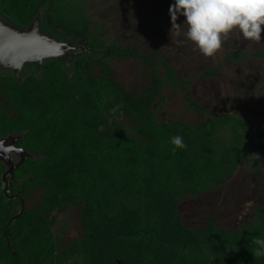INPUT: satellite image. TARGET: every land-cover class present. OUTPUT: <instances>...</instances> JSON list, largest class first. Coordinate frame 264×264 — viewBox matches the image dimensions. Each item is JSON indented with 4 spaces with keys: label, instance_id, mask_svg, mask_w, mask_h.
Masks as SVG:
<instances>
[{
    "label": "trees",
    "instance_id": "trees-1",
    "mask_svg": "<svg viewBox=\"0 0 264 264\" xmlns=\"http://www.w3.org/2000/svg\"><path fill=\"white\" fill-rule=\"evenodd\" d=\"M43 7L46 32L73 44L89 33L83 47L93 55L84 54L69 68L47 61L39 74L32 69L23 79L0 76V137L27 129L19 146L42 156L14 170L8 193L15 199L4 195L0 178V264L60 261L61 241L50 227L69 208L74 211L68 220L82 230L71 241L73 253L86 264H264V256L251 252L252 237L264 238V199L253 223L237 229L214 219L205 228L185 227L177 208L185 197L219 194L241 162L258 171L264 133L244 119L204 108L189 80L157 52L102 38L104 25L93 24L83 0H0L1 13L21 27ZM96 54L101 57L94 59ZM245 56L229 53L225 61L242 62ZM251 56L264 58V51ZM129 60L148 71L146 84L115 78L113 63ZM217 74L212 68L199 76ZM168 88L181 92L183 111L194 120L163 115ZM175 135L187 147L173 152ZM3 170L0 163V177ZM121 204L133 228L127 239L106 237L103 227L120 220ZM21 224H28L25 242L17 238L16 246ZM24 246L27 252H21Z\"/></svg>",
    "mask_w": 264,
    "mask_h": 264
},
{
    "label": "rangeland",
    "instance_id": "rangeland-1",
    "mask_svg": "<svg viewBox=\"0 0 264 264\" xmlns=\"http://www.w3.org/2000/svg\"><path fill=\"white\" fill-rule=\"evenodd\" d=\"M83 2L93 24L104 25L100 33L102 38L119 45L138 47L143 53L157 52V58L172 67L177 76L189 80L190 90L204 108L244 119L254 129L264 133V58L251 56L254 52L264 51V36L259 42L250 41L246 40L238 29L233 30L222 36L221 48L209 57L203 55L195 44L186 38L184 35L187 31L186 26L182 27L180 36H170L169 7L174 0H83ZM184 21L185 17L182 15L177 19V23L181 25ZM229 53H243L246 56L242 62H226L225 57ZM100 57L101 54H96L93 58ZM113 67L116 70L115 78L125 85H144L147 82L148 71L139 65V61L115 62ZM212 68H218L216 77L204 79L199 76L203 70ZM31 70L32 68L26 69L25 73ZM161 73H164L162 68ZM164 98L167 99L164 116L170 120L172 116L194 120V117L184 113L182 95L178 89H166ZM27 132V129L15 130L12 134L24 133L23 139L19 142L21 143ZM31 155L37 159L34 162L42 159V156ZM258 163V171H254L251 163L241 162L228 186L219 194L212 192L204 195L202 200L185 197L177 206L182 215V224L185 227L205 228L211 219L216 220L221 227L231 226L233 229L252 224L257 207L264 199V157L259 158ZM18 183L21 184V180ZM70 209L57 213L54 225L50 227V232L60 238L62 251L60 261L53 264H86L85 260L73 253L74 245L71 241L79 238L82 230L73 221L68 220L74 211ZM16 210L19 211L17 204ZM120 212L123 213L115 225H104L106 237L128 238L133 228V218L123 204L120 205ZM27 226L28 224L19 226L14 239L16 246L17 238L20 244L25 242L22 233ZM28 229L30 233V227L25 231ZM28 247L20 248L21 252H27ZM98 258L104 262L102 256Z\"/></svg>",
    "mask_w": 264,
    "mask_h": 264
},
{
    "label": "water",
    "instance_id": "water-1",
    "mask_svg": "<svg viewBox=\"0 0 264 264\" xmlns=\"http://www.w3.org/2000/svg\"><path fill=\"white\" fill-rule=\"evenodd\" d=\"M43 11L44 7L23 27L14 24L0 11V76L22 79L25 70L29 68L39 74L47 61H54L69 68L75 59L84 54L93 55V50L83 47L89 33L73 44L46 32L42 24ZM23 137L24 133H13L0 138V163L5 168L1 174V186L4 195L10 200L15 199V196L8 193V183L14 181V170L25 160L37 161L33 155L16 146ZM22 212L23 207L13 219H18Z\"/></svg>",
    "mask_w": 264,
    "mask_h": 264
},
{
    "label": "clouds",
    "instance_id": "clouds-1",
    "mask_svg": "<svg viewBox=\"0 0 264 264\" xmlns=\"http://www.w3.org/2000/svg\"><path fill=\"white\" fill-rule=\"evenodd\" d=\"M169 15L170 36H180L186 26V38L209 57L221 48L222 36L233 30L238 29L250 41L259 42L264 36V0H174ZM181 15L185 17L183 25L177 23ZM170 143L175 146L173 152L187 147L180 135L171 137ZM251 242L256 246L251 249L252 255L264 256V238L252 237Z\"/></svg>",
    "mask_w": 264,
    "mask_h": 264
},
{
    "label": "flooded vegetation",
    "instance_id": "flooded-vegetation-1",
    "mask_svg": "<svg viewBox=\"0 0 264 264\" xmlns=\"http://www.w3.org/2000/svg\"><path fill=\"white\" fill-rule=\"evenodd\" d=\"M11 134H12V133H11ZM8 135H10V134H8ZM8 135H7V136H8ZM5 137H6V136H5ZM5 137H0V138H5ZM19 142H20V141H18V142L16 143V146H17V147H21V146H19ZM13 159H14V158H13Z\"/></svg>",
    "mask_w": 264,
    "mask_h": 264
}]
</instances>
